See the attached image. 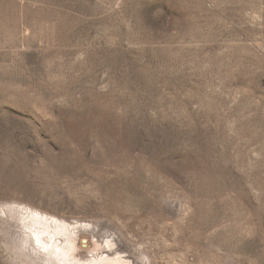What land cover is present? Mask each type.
I'll use <instances>...</instances> for the list:
<instances>
[{"label": "rangeland", "instance_id": "obj_1", "mask_svg": "<svg viewBox=\"0 0 264 264\" xmlns=\"http://www.w3.org/2000/svg\"><path fill=\"white\" fill-rule=\"evenodd\" d=\"M0 264H264V0H0Z\"/></svg>", "mask_w": 264, "mask_h": 264}]
</instances>
